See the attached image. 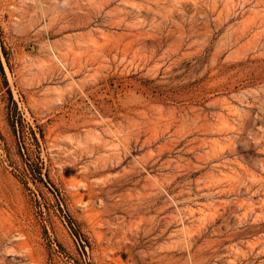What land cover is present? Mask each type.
<instances>
[{"label":"rangeland","instance_id":"1","mask_svg":"<svg viewBox=\"0 0 264 264\" xmlns=\"http://www.w3.org/2000/svg\"><path fill=\"white\" fill-rule=\"evenodd\" d=\"M0 264H264V0H0Z\"/></svg>","mask_w":264,"mask_h":264},{"label":"trees","instance_id":"2","mask_svg":"<svg viewBox=\"0 0 264 264\" xmlns=\"http://www.w3.org/2000/svg\"><path fill=\"white\" fill-rule=\"evenodd\" d=\"M40 173V172H39ZM41 177V176H40Z\"/></svg>","mask_w":264,"mask_h":264}]
</instances>
